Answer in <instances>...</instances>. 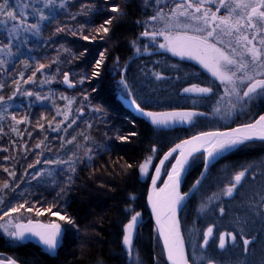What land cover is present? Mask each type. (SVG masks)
I'll return each instance as SVG.
<instances>
[{
  "label": "trees",
  "instance_id": "trees-1",
  "mask_svg": "<svg viewBox=\"0 0 264 264\" xmlns=\"http://www.w3.org/2000/svg\"><path fill=\"white\" fill-rule=\"evenodd\" d=\"M113 6H118L123 15L112 12ZM151 15L152 8L146 9L144 0H64V8H58L56 17L41 23L40 36L29 34L26 46L20 48L16 57L9 58L10 64L5 69H0V85H3L0 95L7 103L15 105L9 112L16 114L17 119L26 117L24 123L16 125L0 111V115L6 116L0 121L3 129L0 132V189L5 181L14 189H5L0 196L11 201V206H18L27 199L31 203L40 201L36 203L37 208L41 204L47 208L56 193L63 189V199L58 200L53 211L66 212L74 221L70 225L47 212L37 215L35 210L21 209L18 214H26L33 220L60 224L61 243L55 254L50 255L35 243L11 244L0 234V259H13L19 264H167L147 208L149 180L141 178L140 164L151 155L153 147L159 149L153 160V164H157L170 148L183 140L201 132L223 131L253 122L264 113V99H260L253 102L250 110L235 111L230 119L214 118L211 115L214 100L201 101L197 95L183 92L193 84L203 87L212 80L199 64L166 52L145 54L142 47L141 54L137 55L133 41L137 45L146 42L141 37L143 24L137 21L143 22ZM112 17L116 19L111 24L105 23ZM28 22L35 20L30 18ZM58 28L61 30L57 31ZM103 28L109 31L105 33ZM85 36L88 39H84ZM158 39L163 42L162 38ZM97 61L101 62L99 68ZM40 64L45 67L37 72ZM94 72L99 74L94 76ZM153 72L163 79L156 80ZM65 73L69 74L73 87L65 86ZM28 77L32 79L24 83ZM122 78L132 85L134 95L127 99L123 98L127 90L121 84ZM16 80L20 81L23 91L33 95L16 92ZM220 91L222 94V89ZM37 95L40 100L36 99ZM9 96L14 99L8 101ZM63 97L70 99L71 105ZM133 98L144 111L204 112L207 118L195 117V123L186 127L157 128L126 105L125 102L130 103ZM58 110L60 115H57ZM72 120L76 123L66 132L50 130L57 124L63 129ZM11 126L17 131L13 132ZM117 136L127 137V140L121 141ZM59 137L75 139L62 148ZM37 144L41 147L37 148ZM45 145L51 150H46ZM89 155L92 159H88ZM69 157L74 158L75 171L68 170L67 164L60 166L67 175L56 165L35 164L37 159L67 161ZM196 157L198 160L189 168L183 192L189 191L203 168L204 156ZM249 164L253 167L246 173L243 187L233 197L221 196L208 201V197L220 193L233 175ZM170 166L171 163H167V169ZM5 168L14 171L16 176L10 177ZM167 169H163L157 187L162 185ZM36 171L42 175L33 179ZM262 188L264 142L241 146L217 161L181 213L188 255L192 254V244H202L203 232L213 227L215 242L210 238L209 246L197 248V252H207L222 264H235L237 260L239 264H262L264 215L255 210L250 214L246 211L253 193ZM202 204L207 207L203 214L198 211ZM218 205L225 209L223 216ZM128 208L141 214L132 258L122 242L123 226L130 219ZM238 217L246 221L244 236L250 240L248 249L244 251L243 240L238 237L235 245L228 241L222 251L219 234L238 232ZM193 227L199 231L194 232Z\"/></svg>",
  "mask_w": 264,
  "mask_h": 264
},
{
  "label": "snow or ice",
  "instance_id": "snow-or-ice-1",
  "mask_svg": "<svg viewBox=\"0 0 264 264\" xmlns=\"http://www.w3.org/2000/svg\"><path fill=\"white\" fill-rule=\"evenodd\" d=\"M144 4L146 9L152 8L153 15L143 22L137 21L138 24H143L144 30L141 32V37L146 42L137 45V42L133 41V44L136 45V54H141L142 47L145 54L166 52L181 60L194 61L199 64L210 74L212 80L203 87L193 84L191 87L184 88L183 92L194 93L201 101L214 100L215 103L211 111L214 118L230 119L235 111L250 110L254 101L264 99V0H144ZM58 8H64V0H59V3L58 0H2L0 2V54L3 56L0 58V69H5V66L10 64L9 58L16 57L20 53V48L26 46L29 34L35 37L40 36L41 23L54 19L58 14ZM111 11L123 15L118 6H113ZM30 18L35 22L29 23ZM114 19L116 17L109 18L105 23L111 24ZM60 30L57 29V31ZM103 31L107 33L109 29L103 28ZM158 38H162L163 42H160ZM84 39H88V37L85 36ZM100 63V61L96 62L97 68L100 67ZM44 67L45 65L40 64L36 71L39 72ZM35 74L34 72L33 76ZM98 74V72L93 73L94 76ZM153 75L156 80L163 79L159 73L153 72ZM21 79H23V74H21ZM31 79L32 77H28L24 83ZM14 83L17 84L16 92H22L23 90L19 87L20 81L16 80ZM64 83L73 87L69 82L68 73L64 74ZM121 84L127 90V96H124V99L134 95L132 85L127 82L126 78H122ZM2 87L3 85H0V89ZM220 89H222V94ZM23 94L33 95L29 91H23ZM13 99V96L7 98L8 101ZM36 99L40 100L41 97L37 95ZM63 99L67 100L68 105H71L70 99L67 97H63ZM130 105L147 117L151 124L157 128H167L175 123L194 124L195 117L207 118V114L204 112L144 111L135 98L131 99ZM9 108H15V105L7 103L4 96L0 95V111L7 114L16 125L25 122L26 117L17 119V115L10 113ZM95 110L99 111V109ZM57 115H60L59 110ZM64 115L67 119L66 112ZM5 119V115H0V121ZM51 123L49 121L50 126ZM60 123H64V121ZM75 123L76 121L72 120L63 129L60 128V124H57L54 128L50 127V130L66 132L67 128ZM41 127L43 126L41 125ZM11 130L17 131L15 126H11ZM2 131L3 129L0 128V132ZM30 135L31 133H29ZM131 135L136 134L132 133ZM117 138L121 141L127 140V137L117 136ZM59 139L63 148L66 144L73 143L75 138L66 140L64 137H59ZM255 141L264 142V115H259L258 119L253 122L241 124L227 131L201 132L191 139L183 140L170 148L159 159L158 164H153V160L159 149L153 147L151 155L140 164L141 176L149 175L151 168H155V172L151 176L153 187L148 199L156 219L158 236L163 242L169 264H222L213 256H209L207 252L196 251L197 248L206 249L209 246L210 238H213V243L215 242L213 227H208L203 232V243L192 244V254L186 255L185 240L181 235V226L176 213L185 206L186 200L200 190L202 179H197L188 192L182 193L180 185L184 174L198 160L195 153L203 152L206 171L224 153L241 146H249ZM43 143L41 141V144ZM41 144H37L36 147L40 148ZM105 147L108 148V146ZM45 148L48 151L51 150L47 145ZM6 150L3 149V151ZM88 159H92L91 155L88 156ZM41 163L56 165L60 171H65L60 166L67 164L68 170L75 171L73 157H69L67 161L45 158L43 161L37 159L35 162V164ZM167 163H171L170 169H167ZM29 167L34 168L35 165H29ZM252 167L253 165L249 164L236 172L229 184L220 193H214L213 196L208 197V201H214L221 196L233 197L234 193L243 187L246 173ZM162 169H167V179L163 181V187H157ZM4 171L8 172L10 177L16 176L14 171L10 172L7 168ZM65 174L67 175L66 171ZM41 175V172L36 171L32 174V178L36 179ZM200 176L203 178L205 172H201ZM16 187H19V184ZM5 189L14 191L8 181L3 183V189H0V192ZM63 192V189L57 192L56 197L47 208H44L43 204L37 208L36 203H40V201L31 203L27 199H24L18 206H11V201H6L0 196V234L14 241H22L30 235L38 238V242L44 245L49 252H55L62 236L60 224L33 223L31 219H28L27 223H22L20 222L21 217H12L11 214L19 213L21 209L26 212L35 210L37 215L47 212L59 216V219L67 224H74L73 219L66 212L61 214L59 211H53L57 207L58 200L63 199ZM218 207L221 216H223L224 207L219 205ZM253 210L264 215V188L253 193L246 211L250 214ZM126 211L129 212L130 219L123 226L122 242L128 250L129 257L132 258L136 252L134 230L140 226L141 214L134 212L131 208ZM198 211L202 214L206 212V204H202ZM5 217H9V219L5 221ZM236 223L239 226L238 232L229 231L219 234V248L222 251L226 249V236L231 239L234 245L237 243L238 237L242 239L244 251H247L250 240L244 236L246 221L242 217H238ZM193 231L198 232L199 229L193 227ZM0 264H4L2 259H0ZM8 264H14V261L9 260ZM235 264H239V261L237 260Z\"/></svg>",
  "mask_w": 264,
  "mask_h": 264
},
{
  "label": "water",
  "instance_id": "water-1",
  "mask_svg": "<svg viewBox=\"0 0 264 264\" xmlns=\"http://www.w3.org/2000/svg\"><path fill=\"white\" fill-rule=\"evenodd\" d=\"M261 115H264V113L261 114ZM257 119H258V118H257ZM236 127H237V126H236ZM233 128H235V127H233ZM230 129H231V128H230ZM227 130H229V129H227ZM227 130H223V131H227ZM189 139H191V138H189ZM255 142H260V141H255ZM180 143H181V142H180ZM238 149H239V148H238ZM236 150H237V149H233V150H231V151H229V152L224 153L222 156L218 157V158L213 162V164H212V165H211L206 171H205V168H204V165H203V168H202L201 172H205V176H204L203 178H201V176H199L198 179H202V182H203L204 179L206 178V176H207L209 170L211 169V167H212L217 161H219L221 158H223V157L229 155L230 153H232V152H234V151H236ZM198 155H203V156H204V154H203L202 151H201V152H198V153H195V156H198ZM162 157H163V156H162ZM158 163H159V162H158ZM162 171H163V169H162ZM162 171H161V175H162ZM188 171H189V170H188ZM154 172H155V170H154ZM154 172H153V174H154ZM200 174H201V173H200ZM187 175H188V172L184 174V176H183V180H182V183H181V185H180V191H181L182 193H183L184 182H185V179H186ZM165 179H167V175H166ZM165 179H164V180H165ZM159 181H160V180L157 181V185H158ZM152 187H153V186H152V178H151V181H150V183H149L148 193H147L146 204H147V208H148L149 214H150V216H151V219H152V221H153V224H154V227H155V230H156L157 236H158V230H157V225H156V219H155V216H154V214H153V212H152V207H151V205L149 204V199H148V198H149V194H150V192L152 191ZM160 187H163V183H162V185H161ZM192 197H193V196H192ZM192 197H190L188 200L185 201V206H186V204L188 203V201H189ZM185 206L182 207L180 210H178V212L176 213V217H177V219L179 220V222H180L181 213H182V211L184 210ZM180 226H181V222H180ZM181 235H182V237L184 238V235H183V232H182V227H181ZM134 236H135V230H134ZM158 238H159V236H158ZM184 240H185V239H184ZM159 241H160L161 246H162V249H163V253H164V256H165L166 263L169 264V261H168V259H167V255H166V253H165V251H164L163 242H162L160 239H159ZM185 246H186V243H185ZM185 250H186V255H188L187 247H186ZM127 252H128V250H127ZM9 260L14 261L13 259L3 260V261H4V264H8V261H9ZM14 264H19V263H17L16 261H14Z\"/></svg>",
  "mask_w": 264,
  "mask_h": 264
},
{
  "label": "rangeland",
  "instance_id": "rangeland-1",
  "mask_svg": "<svg viewBox=\"0 0 264 264\" xmlns=\"http://www.w3.org/2000/svg\"><path fill=\"white\" fill-rule=\"evenodd\" d=\"M169 55H171L170 53H168ZM172 56V55H171ZM174 57V56H173ZM0 58H3V56H2V54H0ZM178 58V57H177ZM65 86L66 87H68L69 88V86L68 85H66L65 84ZM187 94H191V95H196V94H194V93H187ZM126 103V105L128 106V107H130L131 109H133L134 111H136L135 110V108H134V106H131L130 105V103L129 102H125ZM137 112V111H136ZM137 114L139 115V116H141L142 118H144V119H146L147 121H149L150 122V120L147 118V117H145V116H143L140 112H137ZM151 123V122H150ZM189 125H191V124H188V123H184V124H181V123H175V124H173L172 126H170V127H167V128H165V127H159V128H162V129H173V128H176V127H186V126H189ZM154 162V161H153ZM158 164V163H157ZM170 168H171V166H170ZM169 168V169H170ZM154 170H155V168L153 169V168H151V170H150V174L149 175H146V176H141V178L143 179V180H149V183H150V181H151V176H152V174H153V172H154ZM25 214V213H24ZM11 216L12 217H21V220H20V222H22V223H27V220L28 219H31L28 215H26L25 214V216L23 215V214H18V213H12L11 214ZM9 219V217H5L4 218V220L5 221H7ZM32 221H33V223H44V224H48V223H46V222H41V221H36V220H33V219H31ZM55 223V222H54ZM58 224V223H57ZM136 232V231H135ZM7 238V237H6ZM7 240L11 243V244H15V243H19V242H32V243H35V244H37V245H39L44 251H46L48 254H50V255H54L55 254V252H49L47 249H46V247L44 246V245H42V244H40L39 242H38V238H36V237H32V236H30V235H28L27 236V238L26 239H24V240H22V241H14V240H11V239H9V238H7ZM228 241H230L231 242V239L230 238H228L227 236H226V243L228 242ZM61 243V238H60V240H59V244ZM58 244V245H59ZM56 251V250H55Z\"/></svg>",
  "mask_w": 264,
  "mask_h": 264
}]
</instances>
